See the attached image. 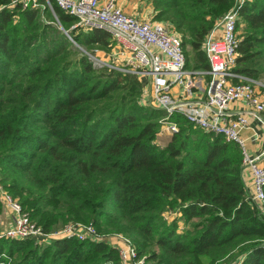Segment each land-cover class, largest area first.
<instances>
[{
	"label": "trees",
	"instance_id": "16d2710c",
	"mask_svg": "<svg viewBox=\"0 0 264 264\" xmlns=\"http://www.w3.org/2000/svg\"><path fill=\"white\" fill-rule=\"evenodd\" d=\"M0 0V189L46 234L92 224L121 235L144 264H264V215L250 199L238 146L174 115L159 145L161 110L142 83L86 51L110 36L70 30L55 0L21 9ZM237 0H152L195 70H208L205 38ZM234 71L264 84V0L239 9ZM188 67V64L186 63ZM264 120V113H263ZM264 161V158H263ZM2 202L0 200V214ZM1 230V229H0ZM117 247L65 237L38 244L0 239V264H122Z\"/></svg>",
	"mask_w": 264,
	"mask_h": 264
},
{
	"label": "built area",
	"instance_id": "2783aa9c",
	"mask_svg": "<svg viewBox=\"0 0 264 264\" xmlns=\"http://www.w3.org/2000/svg\"><path fill=\"white\" fill-rule=\"evenodd\" d=\"M246 0H237L214 26L205 38L202 50L206 55L209 69L189 70L179 36L169 31L163 24L140 21L123 12L114 0H55L65 13L75 18L70 30L86 32L98 30L107 33L113 43L115 62L107 67L123 75L148 79L151 85L152 104L163 111L160 119L161 129L169 133L178 131V125L172 120L174 115L183 117L188 123L207 134L222 136L226 142L238 146L242 155L245 172L251 178L250 199L264 215V165L263 154L252 157L247 151L242 130L249 127V120L264 125V99L256 86L260 82L248 80L234 69L237 62L239 37L237 23L239 9ZM12 6L27 9L37 7L36 0H13ZM50 9L51 5L48 3ZM98 50L88 57L95 64H102L98 59ZM106 67V66H105ZM196 76L203 79L195 81ZM204 81V83H203ZM201 84V85H200ZM182 89V97L175 96L172 90ZM201 90L202 101H192L191 96ZM151 102V101H150ZM236 108V109H235ZM238 108V109H237ZM161 130V133H162ZM6 197L4 207L13 214V225L0 230V239H33L38 244L52 239L71 237L78 241H110L99 236L92 224H71L62 230L46 234L31 222L21 209L17 200ZM3 203V201H2ZM119 240L114 244L119 251L122 264H133L136 251L129 240L116 235ZM234 264H241L240 261Z\"/></svg>",
	"mask_w": 264,
	"mask_h": 264
},
{
	"label": "rangeland",
	"instance_id": "374dc122",
	"mask_svg": "<svg viewBox=\"0 0 264 264\" xmlns=\"http://www.w3.org/2000/svg\"><path fill=\"white\" fill-rule=\"evenodd\" d=\"M37 2V0H36ZM151 2L152 0H135V3H134V6L137 5L138 6V3L140 4V7L138 6V8L135 7V11H138L139 14L143 15L144 16V19L143 20H140V21H148V22H152L154 24H163L165 25L169 31H171L172 33L175 34L174 30L172 29V26H170L169 24L167 23H164V22H160V21H156V20H153V17H154V12H153V6L151 5ZM49 7V6H48ZM49 11L51 12V15L53 17V19L55 20V23L57 25V27L62 30V31H65L64 28L62 27V25L58 22V20L56 19V16L53 12L52 9L49 8ZM139 20V19H138ZM72 26V25H71ZM71 28V27H70ZM81 32L83 33H88L86 31H83V30H80ZM68 35V31H65ZM91 32V31H89ZM238 34H239V31H238ZM178 36V35H177ZM71 43L74 44V46H76L77 48H79L82 52H84L86 55H90L92 53H94L95 50H98V59L101 61V63H104L106 65H103V66H106L107 67V64L111 65L112 64V61L115 62L116 59L115 58V52H114V47H112V50L108 53V52H104L103 50H100V49H93L92 51L88 52L86 51L85 49L77 46L75 44V42L70 38V37H67ZM185 53H186V56H187V64H188V69L189 70H195L194 69V65L196 64L195 61L193 60V52L190 50V48L187 47V49H185ZM91 60V59H90ZM92 61V60H91ZM94 63L95 66H101L102 64H95L94 61H92ZM108 68V67H107ZM199 72H204V70H201ZM203 78H201V76H196L195 77V81L196 82H200V80H202ZM204 81L206 80V78L203 79ZM139 81L142 83V96H141V100H142V103L143 105H150L151 107L155 108L152 104V94H151V85H150V82L148 79H139ZM263 86H256L257 87V91L260 93V95L263 97L264 99V84L261 83ZM201 85V84H200ZM151 101V102H150ZM162 130V129H161ZM168 132H166L165 130H162V133L160 131L159 133V145H163V142L167 136ZM260 156V154L256 155L255 157H258ZM264 158V156H263ZM262 158V159H263ZM262 164L264 165V162H262ZM3 194H6L4 191H1L0 189V200L1 202L3 201L2 203V207L4 206V204L6 205V197L3 195ZM7 195V194H6ZM15 200V199H14ZM22 209V208H21ZM5 210H6V207H5ZM7 211L10 213L11 216H13V214L7 209ZM10 216V218H11ZM73 224H82V223H73ZM68 225H71V224H66L64 226H61V227H58L57 229H55L53 232H56V231H59V230H62L64 227L68 226ZM7 229V228H6ZM4 229V230H6ZM104 236H112V237H107V239H109L110 241H107L108 243H111V244H114L117 240L120 241L121 244L122 241L119 240V237H117L116 239V235L114 233V235L112 233H108V234H105ZM4 239V238H2ZM133 246V245H132ZM119 253V252H118ZM226 259L218 262L217 264H224V261ZM133 264H144L145 262V258H140V259H137V253H136V259H133L132 260ZM205 264H207V260H204Z\"/></svg>",
	"mask_w": 264,
	"mask_h": 264
},
{
	"label": "crops",
	"instance_id": "0c3cea01",
	"mask_svg": "<svg viewBox=\"0 0 264 264\" xmlns=\"http://www.w3.org/2000/svg\"><path fill=\"white\" fill-rule=\"evenodd\" d=\"M106 1L107 0H101V2H106ZM114 1L117 4V6L123 10L125 14L139 20L144 19L143 15L139 14L138 11H135V7L137 6V5L134 6L135 0H114ZM138 6L140 7L139 3ZM138 6L136 8H138ZM172 93L175 96L182 97V89L180 87H175L172 90ZM203 98H204V94L201 90H197V92H195L191 96L192 101H202ZM241 136L245 140L247 151L252 157L264 153V125L262 123L254 120H249V127L242 130ZM245 174H246V178H245L246 184L250 192L251 178L247 172ZM11 225H13V220L12 218H10L9 213L5 210V207L3 206L0 214V229L4 230L6 228H9Z\"/></svg>",
	"mask_w": 264,
	"mask_h": 264
},
{
	"label": "water",
	"instance_id": "95a60500",
	"mask_svg": "<svg viewBox=\"0 0 264 264\" xmlns=\"http://www.w3.org/2000/svg\"><path fill=\"white\" fill-rule=\"evenodd\" d=\"M64 32V34L67 36V37H69V35L65 32V31H63Z\"/></svg>",
	"mask_w": 264,
	"mask_h": 264
}]
</instances>
